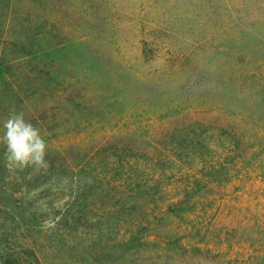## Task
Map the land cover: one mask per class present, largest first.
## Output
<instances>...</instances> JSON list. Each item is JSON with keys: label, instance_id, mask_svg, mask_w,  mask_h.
<instances>
[{"label": "rangeland", "instance_id": "374dc122", "mask_svg": "<svg viewBox=\"0 0 264 264\" xmlns=\"http://www.w3.org/2000/svg\"><path fill=\"white\" fill-rule=\"evenodd\" d=\"M12 113L51 168L10 176L0 144V264H239L259 245L264 154L238 169L224 133L264 152V0H0V133ZM202 169L211 195L160 221ZM52 176L91 183L44 231L38 201L64 193H31Z\"/></svg>", "mask_w": 264, "mask_h": 264}, {"label": "clouds", "instance_id": "9594fccd", "mask_svg": "<svg viewBox=\"0 0 264 264\" xmlns=\"http://www.w3.org/2000/svg\"><path fill=\"white\" fill-rule=\"evenodd\" d=\"M3 132L0 133V144L4 145L5 168L10 176L19 178V173L25 172L26 169H32L24 179L31 181L33 175L48 174L51 164L46 159L48 145L42 137L40 129L32 123L26 121L23 113H12L3 122ZM91 183L90 178L57 177L51 179L38 189H33L31 196H36L40 191L50 189L53 193L64 195L53 201L50 208L47 199L38 201V210L42 213H48L46 219L41 223L44 231L55 229L62 219L63 213L67 211L66 205L71 199L75 198L78 185ZM53 209L59 211L61 215H54Z\"/></svg>", "mask_w": 264, "mask_h": 264}, {"label": "trees", "instance_id": "16d2710c", "mask_svg": "<svg viewBox=\"0 0 264 264\" xmlns=\"http://www.w3.org/2000/svg\"><path fill=\"white\" fill-rule=\"evenodd\" d=\"M242 132L243 131L238 132L235 129H231L230 131L224 133L228 140L230 155H232L230 161H232L233 165L238 169L239 167H246L245 164H248L246 163V158H248V155L252 153V158L259 162L258 165H262L260 157L264 154V152L261 153L254 151L251 146L252 143L246 139V136ZM192 140L193 139H190V141ZM196 144L201 145L203 143L201 140H197ZM208 169H212V167L210 166ZM188 171L189 170L186 172ZM208 172L205 171V169H202L200 177H196L194 175L191 176L189 174H187L186 177L183 176V174L176 175V178L173 181L176 184L177 192L180 191L178 194L179 198L176 201H170L166 210H163L162 208L157 209L161 216L160 221L162 220V216L165 214H171L175 219L183 220L185 216L190 215L191 212L195 210V197L200 196L201 198L207 199V197L211 195V186L213 183H211L210 178H208ZM158 192L161 194V189ZM258 223L259 225H262V229L259 232V245L253 248L252 255H249L245 261H240L239 264H264V220L259 218ZM159 226H161L160 223L158 224V227ZM174 231L179 234L180 228L176 225L174 226ZM183 238L184 237L179 238V245L185 250V247L181 245Z\"/></svg>", "mask_w": 264, "mask_h": 264}]
</instances>
